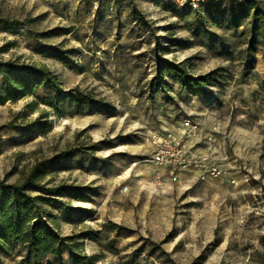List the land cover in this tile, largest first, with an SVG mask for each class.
<instances>
[{"label":"rangeland","instance_id":"obj_1","mask_svg":"<svg viewBox=\"0 0 264 264\" xmlns=\"http://www.w3.org/2000/svg\"><path fill=\"white\" fill-rule=\"evenodd\" d=\"M0 62L57 80L0 106V181L51 162L30 194L83 264H264V0H0ZM187 115L225 138L237 185L145 178L151 136Z\"/></svg>","mask_w":264,"mask_h":264},{"label":"trees","instance_id":"obj_2","mask_svg":"<svg viewBox=\"0 0 264 264\" xmlns=\"http://www.w3.org/2000/svg\"><path fill=\"white\" fill-rule=\"evenodd\" d=\"M42 87L60 93L56 78L46 70L0 62V106L32 96ZM50 165L47 161L36 163L13 185L0 181V248L23 254V264H45L49 258L62 264L63 255H68L73 264H83L85 258L75 256L67 244L73 238H60L48 228L38 198L30 194L45 193L40 183Z\"/></svg>","mask_w":264,"mask_h":264},{"label":"built area","instance_id":"obj_3","mask_svg":"<svg viewBox=\"0 0 264 264\" xmlns=\"http://www.w3.org/2000/svg\"><path fill=\"white\" fill-rule=\"evenodd\" d=\"M163 3L192 11H199L211 3L235 0H161ZM189 99L194 100L191 97ZM236 107V106H235ZM202 126L187 115L181 125L171 133L155 134L150 138L152 155L147 164L153 168V181L156 186H163V175L174 173L193 172L201 180L217 181L226 179L230 185H237L235 175L239 170L231 165L232 157L227 153L225 138L216 136V128L201 135ZM203 147H199V145ZM247 179V178H245ZM245 182L247 180H244Z\"/></svg>","mask_w":264,"mask_h":264},{"label":"bare ground","instance_id":"obj_4","mask_svg":"<svg viewBox=\"0 0 264 264\" xmlns=\"http://www.w3.org/2000/svg\"><path fill=\"white\" fill-rule=\"evenodd\" d=\"M63 124H66V122L63 121ZM244 139H246L245 137H243ZM144 163H147V162H144ZM142 163H137V164H134L132 167H125L123 169V176H130L132 174H134V171L135 169ZM142 172L145 176V178H149L150 176H152V167L151 166H146L144 168H142ZM135 177H138L137 175H135ZM217 199V195H215L213 197V200Z\"/></svg>","mask_w":264,"mask_h":264}]
</instances>
